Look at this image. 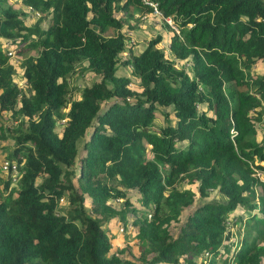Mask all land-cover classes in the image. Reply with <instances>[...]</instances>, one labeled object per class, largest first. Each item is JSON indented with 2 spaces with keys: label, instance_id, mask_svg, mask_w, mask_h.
Instances as JSON below:
<instances>
[{
  "label": "trees",
  "instance_id": "obj_1",
  "mask_svg": "<svg viewBox=\"0 0 264 264\" xmlns=\"http://www.w3.org/2000/svg\"><path fill=\"white\" fill-rule=\"evenodd\" d=\"M8 1L0 0V113L17 123L0 124V141H13L3 159L17 174L11 187L0 168V264L264 263V71L250 72L264 60V0H153L177 33L170 29L167 55L156 34L122 62L137 90L116 69L121 29L150 11L140 0H20L44 28ZM11 47L37 50L21 62L20 87ZM82 64L96 80L69 99L66 79ZM183 182L223 198L195 205L172 236L193 204ZM112 223L120 244L106 231ZM227 225L240 235L235 244Z\"/></svg>",
  "mask_w": 264,
  "mask_h": 264
},
{
  "label": "rangeland",
  "instance_id": "obj_2",
  "mask_svg": "<svg viewBox=\"0 0 264 264\" xmlns=\"http://www.w3.org/2000/svg\"><path fill=\"white\" fill-rule=\"evenodd\" d=\"M8 3L11 4L13 8L18 9L19 11L23 10L25 17H22V19L26 21L28 25L37 24L38 22L40 27L44 28L46 26V21L45 20L39 21V15L28 10L27 8H24L20 0H9ZM149 13L150 12H147L145 14H139V13L135 14L134 19H129V22H128V24L131 25V27L127 28V26H123V28L121 29L125 36V48L120 53L119 62L117 64V69H116V75L127 77L131 83L129 84V88H131L132 90H137V87H136L137 82L130 75L129 69L125 67L124 65H122V62H124L125 59L128 58L130 53L140 52L143 49L146 41L156 36V34H158L159 29H163L166 31V34H169V36L171 35V30L169 26L165 24L164 22H162L161 20H156V18L151 16ZM118 14L119 13H116V16H118ZM158 47H160V49L163 50V52L166 53L167 55L168 51H167L166 42L161 41L158 44ZM8 52H7V55L10 54L9 61L12 63L14 67V71H15L13 81L14 83H16L18 87H20L21 85H24L22 78H21V74H22L21 62L27 56H36L37 50H32V49L24 50L20 54H16L14 47H11V49ZM82 66H84V64L79 66L75 70V72L71 74L70 76H68L66 79L68 83L67 97L69 99H77L80 89L84 86L90 85L91 82L96 80V76L93 73L87 71ZM263 71H264V60H259V61H256L252 65L250 72L252 74H260ZM227 90L229 89L226 88L225 91ZM63 110L66 111L67 108ZM8 120L12 121V124H8L7 123ZM161 122H162L161 117L156 113L154 124L158 125ZM16 123H17V120L11 119V117L8 118L6 113H0V124L1 125L5 127H12V126H15ZM256 130L258 132V135L262 133L263 125L261 122L256 123ZM3 131L5 133L7 132L6 130H3ZM59 131H60V127L57 126L56 132L59 133ZM13 146H14V143L11 140V138L6 139L5 141H0V165H1V162L4 160L3 158L8 155L9 151L13 148ZM0 179L3 181L5 180V177L1 176ZM1 185L2 184L0 182V186ZM11 185H12L11 187H13V185L15 186V183L13 184L12 182ZM180 187L191 189L194 192V198H193V204L181 213L178 222L172 223L170 225L169 232L172 236H175L177 234L178 226L180 222H182L184 218L187 216V214H189L192 211L195 205H197L198 203L202 201H220L223 198L219 196L217 192L215 191L209 192L205 198L199 197L196 191L195 184H188V183L183 182ZM126 196L130 200V203H132L134 206L138 205V203L135 201L136 196H137L136 191L128 190L126 191ZM120 202L121 201L119 200H112V199L109 200V203L116 208L119 207ZM84 208L88 213L90 212V201H89V198L86 196L84 197ZM235 214L237 213L236 212L228 213V215L230 216H234ZM127 216L129 219L132 217L131 214H128ZM115 226L116 225L112 223L109 226L106 225L105 228H106V231L109 230L113 232L114 239L116 238L118 241L117 244H120L119 238H121L122 235L120 234L119 228L117 229V227ZM227 227L229 228V231L231 232V235H232L229 240H231L233 244H235L237 238H239L240 236L237 234V231H236L237 228L231 225H227ZM123 235L124 236L126 235V237L124 238V241H126V244L131 243L130 241L131 235L127 231L124 232ZM114 242L115 240L113 241V244ZM205 256L208 257V255H205ZM207 262L208 260L206 259L197 258L198 264H207ZM214 264H225V263L221 259L219 260L216 259Z\"/></svg>",
  "mask_w": 264,
  "mask_h": 264
},
{
  "label": "built area",
  "instance_id": "obj_3",
  "mask_svg": "<svg viewBox=\"0 0 264 264\" xmlns=\"http://www.w3.org/2000/svg\"><path fill=\"white\" fill-rule=\"evenodd\" d=\"M142 4L148 6L150 8V15L155 17L156 20H161L162 22H164L165 24H167L169 26V28L177 33V29L175 27V25L173 24L172 20L170 17H165L161 14V12L158 9V5L155 1L153 0H140ZM37 14V13H36ZM10 53V52H8ZM10 55V54H8ZM1 171L3 172H8L11 175L12 181H15V176L17 174V169H16V164L14 162L8 161V160H3L1 162L0 165ZM62 201V200H60ZM149 217V216H148ZM122 228L119 227V231L121 232Z\"/></svg>",
  "mask_w": 264,
  "mask_h": 264
},
{
  "label": "crops",
  "instance_id": "obj_4",
  "mask_svg": "<svg viewBox=\"0 0 264 264\" xmlns=\"http://www.w3.org/2000/svg\"><path fill=\"white\" fill-rule=\"evenodd\" d=\"M158 34L162 36L161 41L166 42V45H168L169 34H166V31L163 29H159Z\"/></svg>",
  "mask_w": 264,
  "mask_h": 264
}]
</instances>
